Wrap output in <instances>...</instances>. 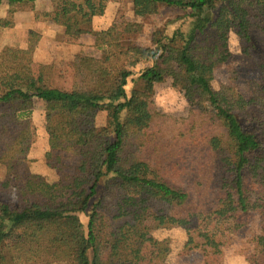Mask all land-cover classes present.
I'll use <instances>...</instances> for the list:
<instances>
[{"label": "trees", "instance_id": "trees-1", "mask_svg": "<svg viewBox=\"0 0 264 264\" xmlns=\"http://www.w3.org/2000/svg\"><path fill=\"white\" fill-rule=\"evenodd\" d=\"M4 1L34 7L37 0H0V6ZM53 1L56 10L44 16L63 27L65 35L93 36L100 57L76 55L74 86L68 92L51 88L44 70L35 74L37 31L28 32L26 48L9 44L0 53V163L6 167L1 191L14 188L16 193L14 202L0 200V264H161L169 241L156 240L151 231L174 227L187 233L184 254L200 249L206 264L221 259L227 242L201 236L197 213L178 214L188 194L156 180L136 152L156 117L150 105L154 88L167 79L185 92L192 111L209 112L221 131L207 140L229 174L220 179L222 194L212 214L234 219L235 232L241 217L260 214L261 233L253 236L244 257L248 264H264V156L240 116L249 101L232 87L212 84L215 69L231 58L230 33L237 29L245 42H252L253 20L264 26V0H129L133 14L141 18L162 7L184 13L172 32L153 34L152 47L123 41V36L141 32L138 23L122 30H92V20L104 15L107 0ZM15 12L0 18L1 34L14 27ZM128 53L150 63L137 74L135 82L142 86L130 94L127 86L136 73L123 67ZM262 79L264 99V70ZM35 99L48 104L45 162L57 171L56 182L29 165ZM100 111L108 114V135L96 127ZM131 186L138 195L129 194ZM151 210L156 213L153 227L146 224ZM96 224L105 227L101 243ZM18 227V242L8 244ZM146 244L159 249L156 258L143 254Z\"/></svg>", "mask_w": 264, "mask_h": 264}, {"label": "rangeland", "instance_id": "rangeland-1", "mask_svg": "<svg viewBox=\"0 0 264 264\" xmlns=\"http://www.w3.org/2000/svg\"><path fill=\"white\" fill-rule=\"evenodd\" d=\"M12 9L16 11L14 27L1 31L3 34L0 33V53L9 44L26 48L28 32L41 25L42 30H36L41 39L42 32L49 35L40 48V53L35 51L33 70L36 75L40 69L47 72L50 75L51 88L72 91L76 55L86 52L100 57V52L93 46L94 37L65 35L63 27L46 18V13L56 10L53 0H39L34 7L4 1L0 6V18H6L8 11ZM183 15L180 10L162 7L156 15L141 18L133 14L129 0H107L104 15L94 17L91 25L92 30L98 32L111 27L122 30L128 23H138L142 25L141 32L123 36V41L131 42L134 46L152 47L153 34L164 30L167 33L172 32L179 24L177 19ZM251 35L252 42H245L237 29L230 33L231 58L215 69L212 84L216 89L221 86L232 87L249 101L240 116L245 128L257 137L261 145L260 154L264 156V99L260 94L264 70V26L256 19L253 20ZM122 64L125 69L136 73L127 86L130 94L133 89L142 86V83L135 82L137 74L150 63L135 53H128ZM150 105L156 117L145 131L141 142H138L137 155L150 165L152 176L156 180L188 194V201L177 210L178 214L197 213L201 236L206 239L219 237L227 242L221 259L212 261L211 264H248L244 252L253 247V236L261 233L262 216L257 213L246 214L240 218L241 228L235 232L234 219L220 220L212 214L222 194L220 179L228 177L229 174H226L218 155L207 144L211 136L221 132L211 121L210 113L205 110L192 111L185 92L175 87L171 79L155 86ZM47 110L48 104L45 101L35 99L30 118L33 143L29 165L49 182H56L59 179L57 171L47 167L45 162V153L49 150ZM107 118V112L100 111L95 119L97 129L104 135L109 133ZM5 177L6 167L0 163V200L14 202V188L8 192L1 191V183ZM246 178L251 179L249 171H246ZM128 192L138 195L134 186L129 187ZM155 219L156 213L149 211L146 224L153 227ZM83 221L87 224V217L83 216ZM94 231L97 242L101 243L104 238V225L96 224ZM21 233L22 227L15 229L7 239L8 244L17 243ZM151 233L158 241H169L170 251L161 264H206L200 249L184 254L187 241L185 229L161 228L153 229ZM159 252V249L150 244L143 248V254L148 258H156Z\"/></svg>", "mask_w": 264, "mask_h": 264}, {"label": "crops", "instance_id": "crops-1", "mask_svg": "<svg viewBox=\"0 0 264 264\" xmlns=\"http://www.w3.org/2000/svg\"><path fill=\"white\" fill-rule=\"evenodd\" d=\"M37 1H39V0H37ZM37 1H36V3H37ZM36 30L37 31H41L42 30V26L38 25V27L35 28L34 31H36ZM51 34H53V32H51ZM48 35H49V33L42 32V39H41V41H39L38 46H37V50H36L37 54L40 53V48L43 46V43L46 42V37H48Z\"/></svg>", "mask_w": 264, "mask_h": 264}]
</instances>
